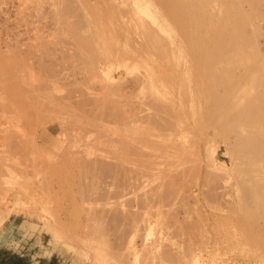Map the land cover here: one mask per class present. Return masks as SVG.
<instances>
[{"label":"rangeland","instance_id":"1","mask_svg":"<svg viewBox=\"0 0 264 264\" xmlns=\"http://www.w3.org/2000/svg\"><path fill=\"white\" fill-rule=\"evenodd\" d=\"M0 182V264H264V0H0Z\"/></svg>","mask_w":264,"mask_h":264},{"label":"bare ground","instance_id":"2","mask_svg":"<svg viewBox=\"0 0 264 264\" xmlns=\"http://www.w3.org/2000/svg\"><path fill=\"white\" fill-rule=\"evenodd\" d=\"M108 38H109V37H108ZM111 38H112V37H111ZM113 39H114V38H113ZM115 40H116V39H115ZM108 41H109V39H108ZM110 41H111V39H110ZM112 41H113V40H112ZM113 42H114V41H113ZM111 43H112V42H111ZM108 46H109V45H108ZM145 71H147V70L145 69ZM147 72H148V71H147ZM150 72H151V71H150ZM145 74H146V73H145ZM151 75H153V74H151ZM150 77H151V76L148 77V75L144 76V74H143L142 78H141L140 80L138 79V81H139V82H138L139 85L143 84V86H145V83H147L148 79H149V82H150ZM151 78H152V77H151ZM152 82H153V81H151V83H152ZM148 84H149V83H148ZM152 85H154V84H152ZM152 85H151V86H152ZM142 88H143V87H142ZM158 90H159V89H158ZM158 90H157V91H158ZM157 91H156V92H157ZM189 104H190V103H188V105H189ZM239 104H240V103H239ZM129 105H130V104H129ZM190 105H191V104H190ZM190 105H189V106H190ZM191 108H192V106H191ZM191 108H190V110H189L190 112H192ZM129 109H131V108L129 107ZM129 109H128V110H129ZM137 109H138V108H137ZM139 109H140V107H139ZM173 109H174V108H173ZM143 110H144V108L142 109V112H143ZM139 111H140V110H139ZM139 111L137 110L138 113H140ZM144 111H145V110H144ZM129 112H130V111H129ZM131 113H132V112H130L129 115H133V114H131ZM133 113H134V112H133ZM192 114H193V113H192ZM192 114H191V115H192ZM138 115H139V114H138ZM194 115H195V113H194ZM192 116H193V115H192ZM133 117H134V116H133ZM137 117H138V116L135 115V118H133L134 120H133V119H132L131 121L128 120V121L130 122L129 126H130L131 124H134L135 122L137 123V121H136V120L138 119ZM192 118H193V117H192ZM236 118H237V116H236ZM128 119H129V118H128ZM186 120H187V119H186ZM132 121H133L134 123H131ZM182 121H183V120H182ZM182 121L179 122V124H180V123L183 124L184 122L182 123ZM184 121H185V120H184ZM174 123H175V121H174ZM174 123H173V121H172V126L174 125V127H176V128L178 127V129H179V127H180V128L182 129V126H180L181 124H180V125L176 124V123H177V120H176V123H175V124H174ZM187 123H188V122H187ZM187 123H186V124H187ZM186 124H185V125H186ZM183 126H184V125H183ZM131 127H132V125H131ZM186 127H187V126H186ZM160 145H161V144H160ZM164 149H165V146H164V148H163L162 150H164ZM164 152H165V151H164ZM165 154H166V153H165ZM165 154H164V155H165ZM164 157H167V156H164ZM168 157H169V156H168ZM165 159H166V158H165ZM165 161H166V160H165ZM167 161H168V160H167ZM169 162H170V161H169ZM141 172H142V171H141ZM7 174H9V172H7ZM142 174H144V173H139V176H140V177L137 176V178H139V179L142 178V177H141ZM143 177H144V176H143ZM1 181H2V180H1ZM2 182H4V181H2ZM0 183H1V182H0ZM3 184H4V183H3ZM0 186H2V185H0ZM146 240H148V239L146 238ZM145 243H146V245H148L147 242H145ZM146 245H144V246L147 247ZM145 247H144V248H145Z\"/></svg>","mask_w":264,"mask_h":264}]
</instances>
